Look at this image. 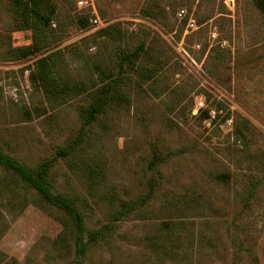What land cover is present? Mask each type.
I'll list each match as a JSON object with an SVG mask.
<instances>
[{
  "label": "rangeland",
  "instance_id": "1",
  "mask_svg": "<svg viewBox=\"0 0 264 264\" xmlns=\"http://www.w3.org/2000/svg\"><path fill=\"white\" fill-rule=\"evenodd\" d=\"M12 1L0 0V49L31 43L13 26ZM48 1L58 42L0 59V147L36 168L81 127L86 89L47 99L23 74L38 58L60 51V75L89 91L100 70L117 71L123 49L144 44L138 71L125 74L126 101L108 107L48 173L88 231H113L78 255L67 214L0 167V264H264V22L253 1L93 0L100 27L78 0ZM150 69L159 71L149 77ZM14 85L17 101L8 95ZM198 100L222 111L216 122ZM243 119L250 125L241 139L234 127ZM129 200L136 211L115 221Z\"/></svg>",
  "mask_w": 264,
  "mask_h": 264
},
{
  "label": "trees",
  "instance_id": "2",
  "mask_svg": "<svg viewBox=\"0 0 264 264\" xmlns=\"http://www.w3.org/2000/svg\"><path fill=\"white\" fill-rule=\"evenodd\" d=\"M256 8L262 15L264 22V0H252ZM11 16L13 26L19 31H29L31 33V43L24 47L13 48L10 45L0 49V59L20 60L36 54H40L58 42V36L52 28L55 20L53 6L48 0H13ZM101 34H110V27L101 30ZM144 51V44H139L135 49H123L118 55L117 71L114 69L100 70V84L92 90H87L83 83L71 84L60 75L59 57L60 51H54L38 58L35 61L34 70L30 73L29 81L31 86L37 88L49 100L74 96L82 93L85 89L90 97V101L79 110L81 127L72 139L63 146H59L55 154L47 160L41 162L36 168H29L17 161L12 156L6 154L0 147V167L12 172L27 185L35 189L41 197L51 205L64 211L72 222L74 229V247L78 255H85L89 244L106 241L113 231L110 224H106L101 229L87 230L84 217L74 202L57 193H53L48 182V173L51 167L59 159L69 160L75 152L82 146L86 138V131L95 124L106 112L108 107L121 101H126V94L122 90L125 74L127 72H137V62ZM159 70H149V77ZM27 116L30 113L26 112ZM203 116H207L203 112ZM249 122L245 119L235 124L234 134L241 139L246 138L245 131L249 129ZM92 173V172H91ZM219 178H227L226 174L219 175ZM218 179V177H217ZM139 203L129 200L122 202L121 209L115 215V221L125 218L136 211ZM173 222H164L163 226L171 228ZM88 236V241L85 237ZM89 243V244H88Z\"/></svg>",
  "mask_w": 264,
  "mask_h": 264
},
{
  "label": "built area",
  "instance_id": "3",
  "mask_svg": "<svg viewBox=\"0 0 264 264\" xmlns=\"http://www.w3.org/2000/svg\"><path fill=\"white\" fill-rule=\"evenodd\" d=\"M78 6H80L81 8H89L90 11L93 13L94 17L90 20L92 26H94V27L102 26V22L99 19L98 15L96 13V10L94 8L95 6H94L93 0H78ZM176 15H177V18L181 19V20L186 17V13L184 10H178ZM188 27L191 29H194L195 25H194V23L190 22V23H188ZM6 66L7 65L5 63L1 62L0 63V71L6 70L7 69ZM23 74L27 77V79L29 78L28 77V74H29L28 69H25L23 71ZM18 92H19L18 87L16 85H14L10 88L8 95L10 96V98L12 100L17 101V99L19 97ZM196 108H197V110H203L207 113V119L209 120V122H216L222 114L221 110H216V109H213V108H210L209 106H207L206 103L204 102V100H198V102L196 104ZM225 123L228 124L229 126H231L232 120L226 119Z\"/></svg>",
  "mask_w": 264,
  "mask_h": 264
}]
</instances>
